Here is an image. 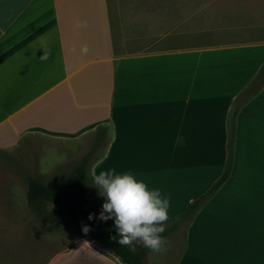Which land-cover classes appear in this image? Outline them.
I'll list each match as a JSON object with an SVG mask.
<instances>
[{"label": "crops", "instance_id": "0c3cea01", "mask_svg": "<svg viewBox=\"0 0 264 264\" xmlns=\"http://www.w3.org/2000/svg\"><path fill=\"white\" fill-rule=\"evenodd\" d=\"M263 67V1L0 0V246L10 210L19 217L6 167L15 164L18 179L28 168L25 153L7 154L32 148L33 137L52 148L54 182L89 157L90 184L94 169L131 171L170 196L169 219L180 215L220 176L217 151L226 143L227 157L236 106V139L264 119ZM263 217L228 209L210 224L228 238H192L180 264H264ZM67 219L49 228L48 247L33 239L40 254L51 248L47 264H119Z\"/></svg>", "mask_w": 264, "mask_h": 264}, {"label": "rangeland", "instance_id": "374dc122", "mask_svg": "<svg viewBox=\"0 0 264 264\" xmlns=\"http://www.w3.org/2000/svg\"><path fill=\"white\" fill-rule=\"evenodd\" d=\"M190 1L192 4L196 1L202 5L209 0H185V3L187 4ZM259 1L264 3V0ZM248 123L250 125L249 131L243 125L240 133H237L236 148L239 164L230 185L228 186L227 184L217 193L205 206L203 214L197 215L192 221L180 224L175 230L170 232L167 237L170 245L167 246L166 251L160 253L150 251L148 256L149 264H180L182 256L191 249L190 241L192 238L199 239L201 242L207 238L227 239L228 229L221 227V229L215 230L211 228L210 224L224 222L228 209H264V119L255 118V122L248 121ZM225 132L227 142L228 128ZM29 141L33 144L32 148L22 151L14 150L7 154L16 159V157L25 153V158L27 159L25 163L28 168H26L24 179L23 177L18 179L11 176L12 173L15 174L17 172L15 164L9 162L6 167L8 173H10L9 177L13 179L9 183V189L11 195V188L13 187L12 194L15 196L19 217L11 219V212L15 209L10 210L8 231L10 239L9 241H4L0 246V264H47L51 248L40 254L36 244L38 243L41 249L43 246L44 248L45 246L48 247L49 228L54 225H61L65 221L69 222L66 214L67 209L58 208L53 203L47 206L44 213H37L28 205L27 176H41L40 173H44L41 177L47 183L67 184L54 182L53 174L49 172L50 166L47 163V159L51 154L52 148H47L45 141L40 137H33ZM220 148L222 149L217 151L218 176L223 170L222 166H224L226 159V143L225 145L223 143ZM5 157L6 155L0 154V161ZM41 162L42 164L40 165ZM249 165L252 166L249 167ZM1 169L3 171L5 168L1 167ZM90 186L93 185L90 184ZM95 190L97 191L96 188ZM97 195L98 193L95 195L91 194L88 195V198L92 208L99 213L104 199ZM93 196L94 198H92ZM173 223L172 221L166 222V230ZM11 235L13 237H10Z\"/></svg>", "mask_w": 264, "mask_h": 264}, {"label": "trees", "instance_id": "16d2710c", "mask_svg": "<svg viewBox=\"0 0 264 264\" xmlns=\"http://www.w3.org/2000/svg\"><path fill=\"white\" fill-rule=\"evenodd\" d=\"M263 69L264 67L260 70L259 74L263 72ZM256 78L245 89L247 91L246 93L256 90ZM239 108V106H236L234 109L233 117L230 119V124L228 126L227 157L222 173L204 193L190 202L180 215L168 219L167 222L172 221L174 223L162 234L164 237L167 238L170 232L175 230L180 224L192 221L195 215L203 209L228 182L234 170L236 116L239 112ZM90 167L91 163L89 157H84L68 175L66 187L47 183L39 177H31L27 183V202L29 207L37 213H44L50 203L55 204L58 208L67 209V217L71 219L80 231L83 232L82 225H88L91 230L87 234L83 233L97 243L108 247L123 260L125 264H148L147 257L150 253L149 249L138 246L137 251L133 253L127 247H121L117 243V240L113 239V237L117 235L114 221L109 219L104 222L95 218L91 221L88 220V215L90 213L96 216L99 214L92 208L88 198L91 187Z\"/></svg>", "mask_w": 264, "mask_h": 264}, {"label": "clouds", "instance_id": "9594fccd", "mask_svg": "<svg viewBox=\"0 0 264 264\" xmlns=\"http://www.w3.org/2000/svg\"><path fill=\"white\" fill-rule=\"evenodd\" d=\"M77 20L75 28L86 27ZM87 51V46L83 49ZM92 181L98 196L104 199L96 216L88 215V220H114L117 243L135 253L138 246L160 253L167 250L170 241L162 234L169 219L170 196L159 189H151L145 180L131 171L117 172L115 168L93 170ZM87 234L91 229L82 225ZM119 264L123 260L117 257Z\"/></svg>", "mask_w": 264, "mask_h": 264}]
</instances>
